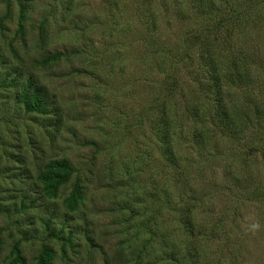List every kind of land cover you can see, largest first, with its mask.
Wrapping results in <instances>:
<instances>
[{
	"label": "rangeland",
	"instance_id": "1",
	"mask_svg": "<svg viewBox=\"0 0 264 264\" xmlns=\"http://www.w3.org/2000/svg\"><path fill=\"white\" fill-rule=\"evenodd\" d=\"M197 7L0 0V264H264V0ZM212 51L228 76L254 64L238 121L200 88ZM30 80L48 113L21 100ZM53 159L73 173L50 192Z\"/></svg>",
	"mask_w": 264,
	"mask_h": 264
},
{
	"label": "trees",
	"instance_id": "2",
	"mask_svg": "<svg viewBox=\"0 0 264 264\" xmlns=\"http://www.w3.org/2000/svg\"><path fill=\"white\" fill-rule=\"evenodd\" d=\"M236 0H197L198 7L197 10L205 15H211L220 5L221 2H229ZM157 24L155 22V28ZM217 44L221 43V38H214ZM214 50V49H213ZM217 51H212V55L210 54V68H209V80L202 82L200 88L201 90H205L208 92L210 89L216 90V100L218 98L219 104L217 111L220 112L221 119H229L223 120V123H230V120L238 121L243 118L240 112L239 107L236 106V102L232 97V88L234 86H242L243 84H250L252 81L255 68L254 64L244 62L239 65L235 64L236 68L232 74L228 76V66L222 65L221 60L219 59V55ZM57 59V57H56ZM222 59V57H221ZM211 83H210V82ZM21 100L24 102V105L27 110L36 113H48L49 106L47 96L44 93V89L36 84L34 80L29 81V85L25 88V90L21 94ZM168 105V104H166ZM165 105V106H166ZM211 105L205 101L200 102L197 112L202 121H205L206 128L208 131L203 130L201 135L205 139L206 142L210 143L211 134L213 130H211V126H209L208 118H210L211 114L209 113V108ZM170 110V109H169ZM259 113L260 110H257ZM231 117L233 119H231ZM249 122L251 120H248ZM208 143V144H209ZM171 155V153H169ZM174 155V154H173ZM73 168L71 164L65 159H53L48 162L46 165V171L42 175V179L47 188L52 189L61 185L66 184L72 177ZM81 198V192L77 188L73 189L72 194L67 199V205L71 206V208H75L77 202ZM189 225V231L198 233L202 232L200 230V226L195 223L194 220H190L187 223ZM42 263L46 264L45 255H42Z\"/></svg>",
	"mask_w": 264,
	"mask_h": 264
}]
</instances>
